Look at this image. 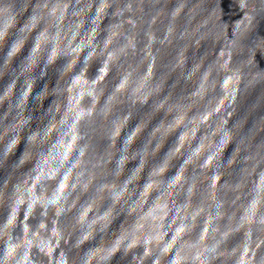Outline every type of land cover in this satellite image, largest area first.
Wrapping results in <instances>:
<instances>
[{"label":"water","instance_id":"1","mask_svg":"<svg viewBox=\"0 0 264 264\" xmlns=\"http://www.w3.org/2000/svg\"><path fill=\"white\" fill-rule=\"evenodd\" d=\"M233 0H0V196Z\"/></svg>","mask_w":264,"mask_h":264}]
</instances>
